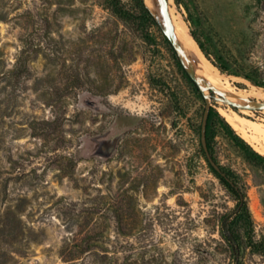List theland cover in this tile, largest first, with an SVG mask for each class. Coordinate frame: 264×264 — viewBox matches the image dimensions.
<instances>
[{"label": "rangeland", "instance_id": "1", "mask_svg": "<svg viewBox=\"0 0 264 264\" xmlns=\"http://www.w3.org/2000/svg\"><path fill=\"white\" fill-rule=\"evenodd\" d=\"M179 2L212 60L264 83V0ZM118 4L124 16L109 0H0V264L236 262L220 235L236 201L200 143L204 98L160 24L137 0ZM207 60L243 93L208 86L211 106L264 155L230 120L264 123V98L249 94L264 86ZM212 154L246 193L252 239H264V168L220 128ZM242 239L239 262L264 264Z\"/></svg>", "mask_w": 264, "mask_h": 264}, {"label": "trees", "instance_id": "2", "mask_svg": "<svg viewBox=\"0 0 264 264\" xmlns=\"http://www.w3.org/2000/svg\"><path fill=\"white\" fill-rule=\"evenodd\" d=\"M113 6L114 12L119 16H124L125 11L119 6V0H109ZM177 4H179V0H176ZM138 5L141 8V16L145 21H151L152 23L159 25L157 22V18L146 5L144 0H137ZM147 6V7H146ZM155 17V18H154ZM157 20V21H156ZM159 23V24H158ZM161 25V24H160ZM191 34L199 46L200 50L203 52L207 59H210L211 62L220 70V72H227L229 74L235 75H243L248 80L252 81L258 86H264V83L259 82L248 75L238 74L237 72L229 70L226 66L222 56L215 55V60L210 58V52L207 50L205 43L201 41L198 34L195 31H191ZM174 51V49L172 48ZM179 66L184 71L186 77L190 81L195 92L200 94L202 98L203 94L197 84V82L188 74V72L183 67V64L178 60ZM27 73V68L25 62L21 59L18 61V65L13 71V75L17 78H21ZM210 93L213 94V90L210 89ZM201 128V124L199 125V129ZM220 128L223 133L234 143V145L242 152L245 159L254 165L261 166L264 168V155L254 150L252 146L242 138L234 128L228 123L223 116H221L216 109L212 106L210 107L207 122H206V144L209 150V154L214 161V156L212 154V141L214 140L215 130ZM115 138H112L110 141L112 142ZM111 142L108 141L110 144ZM201 143V142H200ZM202 147V145H201ZM204 157L206 158L208 165L211 171L216 175V177L220 180V182L227 188V190L232 194L236 203L235 207L228 213L224 214L221 217L220 224V235L225 243L228 245L230 250L233 253L235 258V264H241L239 262V257L242 251L243 239L242 236H246V246L251 249L253 252H264V239L254 241L252 239V232L254 230V221L252 219L247 196L242 188V186L238 183L235 174L231 170H224L219 167V171H217L209 162L208 157L206 156L203 148H202ZM243 234V235H242Z\"/></svg>", "mask_w": 264, "mask_h": 264}, {"label": "bare ground", "instance_id": "3", "mask_svg": "<svg viewBox=\"0 0 264 264\" xmlns=\"http://www.w3.org/2000/svg\"><path fill=\"white\" fill-rule=\"evenodd\" d=\"M146 5L157 18L161 26L165 27V20L162 11L163 3L161 0H145ZM172 0H167V11L172 23L175 37L177 40L178 52L184 66L190 72L196 75L200 84H203L204 90L212 86L228 96H243V93L233 90L229 82L219 73V71L205 58L196 41L192 37L190 30L183 18L176 13V9L171 6ZM196 64V70L193 66ZM197 71V72H196ZM202 86V85H201ZM246 92V91H245ZM248 94V93H247ZM258 98H264L261 91L250 92ZM225 95V96H226ZM240 102V101H239ZM234 127L243 135L251 137L257 142L264 144V123L255 122L251 119L239 117H230ZM259 149V148H258ZM264 153V149L261 150Z\"/></svg>", "mask_w": 264, "mask_h": 264}, {"label": "water", "instance_id": "4", "mask_svg": "<svg viewBox=\"0 0 264 264\" xmlns=\"http://www.w3.org/2000/svg\"><path fill=\"white\" fill-rule=\"evenodd\" d=\"M161 1L163 3L162 11H163L164 20H165V27L163 28L161 25L160 26L163 28L165 37L168 40V42L171 44L173 49L178 51L177 40H176V37H175V32H174V29H173V26H172V23L170 21V17H169L168 11H167V0H161ZM144 2H145V0H144ZM187 71H188V74L197 82V84L199 86V83H198V80L196 78V75L193 72H190L189 70H187ZM200 90H201V92L203 94L204 101H205V108H204V111H203V116H202V121H201V128H200V142H201L202 148H203L206 156L208 157V160H209L210 164L217 171H219L220 170L219 166L211 158V156L209 154V150H208L207 144H206V122H207V117H208V113H209L211 104H210L209 97L205 93L204 89L200 88ZM226 101H228L229 103H232V104H236V103L232 102L231 100H229L227 98H226Z\"/></svg>", "mask_w": 264, "mask_h": 264}]
</instances>
